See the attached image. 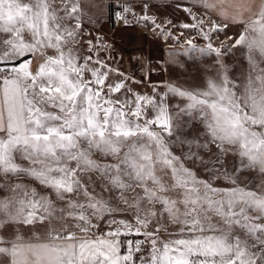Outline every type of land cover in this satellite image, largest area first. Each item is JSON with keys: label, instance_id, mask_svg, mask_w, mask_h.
Masks as SVG:
<instances>
[{"label": "snow or ice", "instance_id": "1", "mask_svg": "<svg viewBox=\"0 0 264 264\" xmlns=\"http://www.w3.org/2000/svg\"><path fill=\"white\" fill-rule=\"evenodd\" d=\"M176 7L204 74L142 93L84 0H0V264H264V0Z\"/></svg>", "mask_w": 264, "mask_h": 264}, {"label": "rangeland", "instance_id": "2", "mask_svg": "<svg viewBox=\"0 0 264 264\" xmlns=\"http://www.w3.org/2000/svg\"><path fill=\"white\" fill-rule=\"evenodd\" d=\"M111 8V4H109L107 17L92 18L91 23H85L86 31L91 33L86 35L85 39L99 43L101 59L106 60L108 64L119 69L126 76L142 81V83L130 82L133 89L142 93H151L152 86L164 82H173L184 86L199 83L204 74L207 58L196 59L195 54L173 56L179 51V44H182L186 38L195 37L194 42L197 45L203 44L194 31L179 28L180 23H191L182 8L176 6L168 8L167 15L164 13L167 8H162L163 10L158 11L159 14L155 16L158 24L166 26L164 29L166 32L170 31L172 37H180L179 42L168 36H165L163 41L161 35L158 34L159 30H153L151 24L145 26L142 22H136L131 14L129 20L132 22L128 25L116 23L109 16ZM134 11L137 14L141 13L138 10ZM169 20L176 27L168 25L167 21ZM181 32L184 33L183 36H180ZM234 33L235 29L230 28L225 33H220L218 39L214 37V43L219 44V41H224L226 36H231ZM177 59L179 63L176 62ZM227 62L232 64L233 58L229 57ZM235 67L236 70H239V65ZM116 79H120V77L113 74L112 80ZM160 91H164L163 87L160 88ZM200 174L203 175L202 172Z\"/></svg>", "mask_w": 264, "mask_h": 264}, {"label": "crops", "instance_id": "3", "mask_svg": "<svg viewBox=\"0 0 264 264\" xmlns=\"http://www.w3.org/2000/svg\"><path fill=\"white\" fill-rule=\"evenodd\" d=\"M144 3L149 4L148 15L156 16L158 11L163 9L164 13L168 14V8L180 5H191L192 0H84L85 11L92 18H105L108 14V5L111 4V9L122 8L123 4L130 5L134 10L141 12ZM163 8V9H162ZM165 38V35H163Z\"/></svg>", "mask_w": 264, "mask_h": 264}, {"label": "built area", "instance_id": "4", "mask_svg": "<svg viewBox=\"0 0 264 264\" xmlns=\"http://www.w3.org/2000/svg\"><path fill=\"white\" fill-rule=\"evenodd\" d=\"M122 11V8H116V9H113L111 11V18L113 19V21H115L116 23H123L122 20L118 19L117 18V12H120ZM128 16V19L130 18V14H126Z\"/></svg>", "mask_w": 264, "mask_h": 264}, {"label": "bare ground", "instance_id": "5", "mask_svg": "<svg viewBox=\"0 0 264 264\" xmlns=\"http://www.w3.org/2000/svg\"><path fill=\"white\" fill-rule=\"evenodd\" d=\"M161 39L164 41L165 40V38L163 37V35H161Z\"/></svg>", "mask_w": 264, "mask_h": 264}, {"label": "trees", "instance_id": "6", "mask_svg": "<svg viewBox=\"0 0 264 264\" xmlns=\"http://www.w3.org/2000/svg\"><path fill=\"white\" fill-rule=\"evenodd\" d=\"M111 11H112V9H110V13H109V16H111Z\"/></svg>", "mask_w": 264, "mask_h": 264}]
</instances>
